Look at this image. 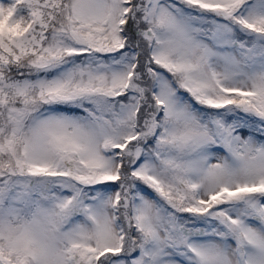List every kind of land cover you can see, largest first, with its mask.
I'll use <instances>...</instances> for the list:
<instances>
[{
	"label": "snow or ice",
	"instance_id": "snow-or-ice-1",
	"mask_svg": "<svg viewBox=\"0 0 264 264\" xmlns=\"http://www.w3.org/2000/svg\"><path fill=\"white\" fill-rule=\"evenodd\" d=\"M0 264H264V0H0Z\"/></svg>",
	"mask_w": 264,
	"mask_h": 264
}]
</instances>
